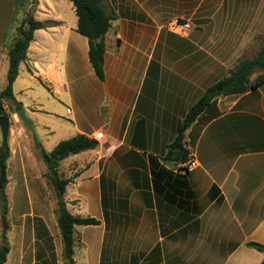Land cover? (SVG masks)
Here are the masks:
<instances>
[{"label": "crops", "instance_id": "crops-1", "mask_svg": "<svg viewBox=\"0 0 264 264\" xmlns=\"http://www.w3.org/2000/svg\"><path fill=\"white\" fill-rule=\"evenodd\" d=\"M32 1L0 0V90L18 23L28 15L46 23L33 31L12 84L33 131L3 100L8 143L55 136L57 122L69 137L102 130L108 147L66 187L71 214L93 217L87 190L100 210L98 224L74 226L73 264H259L263 253L247 242L264 244V82L213 99L185 129L187 160L165 159L189 107L235 62L252 18L239 19L222 0H201L183 32L174 24L184 12L167 0H113L102 5L110 27L99 80L72 2L38 0L31 14ZM84 74L85 91L71 87ZM190 159L196 164L186 170Z\"/></svg>", "mask_w": 264, "mask_h": 264}, {"label": "rangeland", "instance_id": "rangeland-1", "mask_svg": "<svg viewBox=\"0 0 264 264\" xmlns=\"http://www.w3.org/2000/svg\"><path fill=\"white\" fill-rule=\"evenodd\" d=\"M216 1L205 0L203 4L208 2L213 4ZM222 1L224 5H232L234 7L233 12L235 15L237 12L239 19L250 21V18H252L253 20L251 35H248L244 40V45L237 54L238 57L235 62H232L231 67H233L238 60L253 57L264 43V0ZM112 3H114L113 0L102 1V5L105 8ZM164 3L167 8H175L177 6L179 7V12H184L177 17L175 23L178 25L187 23L188 26L183 29L185 30L191 26V23L198 16V13H193V8L202 2L201 0H167ZM178 29V31H183L181 28ZM84 71L85 69L83 68V73ZM93 77L96 78L94 75ZM90 79L87 74H84V77L76 78L71 87L77 90V86H79L83 88L84 92L91 83ZM73 97L75 101H82V98L79 96L80 99H78L76 94H73ZM8 109L11 113V108L9 107ZM13 113L15 114V112ZM28 119L30 120V118ZM38 123L41 125L43 119L38 118ZM51 124L56 129L55 136L38 134V136H29V143L17 140L8 143L11 158L7 176L11 179L6 184L5 189L7 210L2 212L0 209V246L3 244L8 246L4 264H68L57 225L55 192L47 181L48 169L41 159L40 148L49 151V145L52 141L55 139H66L69 136H66L68 135L67 133H62L57 129L61 124L57 122ZM62 124L70 126L69 123ZM40 131V127L37 128V132L40 133ZM102 142L105 143L106 140L102 139ZM87 151L84 154H87ZM93 151L94 153L91 156L78 154L62 160L57 168V173L64 178L73 180L81 164H88L90 160L97 157L102 159V156H104V152L99 148V142ZM99 164L101 165V161ZM86 194L89 198V211L93 217H96L100 213L98 200L88 190ZM2 216H5L7 226L4 237Z\"/></svg>", "mask_w": 264, "mask_h": 264}, {"label": "trees", "instance_id": "trees-1", "mask_svg": "<svg viewBox=\"0 0 264 264\" xmlns=\"http://www.w3.org/2000/svg\"><path fill=\"white\" fill-rule=\"evenodd\" d=\"M72 2L77 16L76 31L84 36L88 42V61L95 76L103 80V55L105 51L104 35L110 27V17L105 13L103 0H69ZM46 23L36 21L32 15L24 17L16 26L15 36L8 46L5 87L0 90V103L6 100L11 112H15L21 107V103L16 101L12 93V84L18 73L20 62L25 60L29 42L33 38V31L43 28ZM264 82V43L251 58L238 60L233 67L228 69L227 74L218 81L209 85L202 95L189 107L184 115L176 137L167 146L165 159L173 161H186L188 151L183 145L185 129L195 120V118L205 109L209 103L219 97L227 95H237L256 88ZM98 141L82 133H77L71 137L60 140L50 150L45 151L40 148V155L43 163L48 169L47 181L52 186L56 198L57 225L59 228L63 251L69 260L73 255L74 226L95 225L99 220L91 216L73 215L67 209L64 198L67 185L72 182L69 178H64L57 173L60 162L69 156L79 154L86 150H93L97 147ZM10 157L9 147L2 150L0 147V209L7 210L6 184L7 161ZM77 173H75L76 177ZM247 246L255 248L263 253V258L259 264H264V244L258 242H247ZM8 246H0V264H4Z\"/></svg>", "mask_w": 264, "mask_h": 264}, {"label": "water", "instance_id": "water-1", "mask_svg": "<svg viewBox=\"0 0 264 264\" xmlns=\"http://www.w3.org/2000/svg\"><path fill=\"white\" fill-rule=\"evenodd\" d=\"M38 0H33L30 6V13H34L37 7ZM17 118L30 130L33 131V127L31 121L28 119L24 107H20L15 111ZM0 132H1V149L6 150L8 148V134H9V115L5 114L4 108L0 103ZM2 219V230H3V237L6 231V222L5 216L1 217ZM70 264H73V259L69 260Z\"/></svg>", "mask_w": 264, "mask_h": 264}, {"label": "built area", "instance_id": "built-area-1", "mask_svg": "<svg viewBox=\"0 0 264 264\" xmlns=\"http://www.w3.org/2000/svg\"><path fill=\"white\" fill-rule=\"evenodd\" d=\"M188 26L187 23L185 24H182V25H178V24H174V29L175 30H179L178 28H181L182 30L184 28H186ZM105 136L103 134V131L102 130H99L97 131L95 134H94V139L97 140L99 142V148L101 151L104 152V154L108 151V147H105V143L102 142V139H104ZM196 162L194 159H190L189 162L186 164V170H191L194 166H195Z\"/></svg>", "mask_w": 264, "mask_h": 264}]
</instances>
